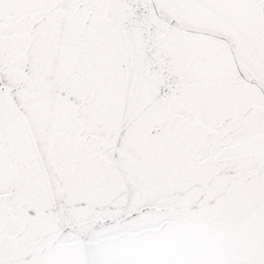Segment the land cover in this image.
Returning <instances> with one entry per match:
<instances>
[{
	"label": "snow or ice",
	"instance_id": "snow-or-ice-1",
	"mask_svg": "<svg viewBox=\"0 0 264 264\" xmlns=\"http://www.w3.org/2000/svg\"><path fill=\"white\" fill-rule=\"evenodd\" d=\"M0 264H264V0H0Z\"/></svg>",
	"mask_w": 264,
	"mask_h": 264
}]
</instances>
